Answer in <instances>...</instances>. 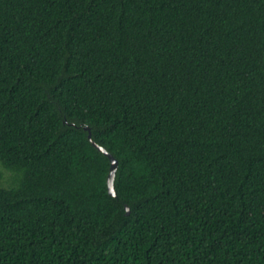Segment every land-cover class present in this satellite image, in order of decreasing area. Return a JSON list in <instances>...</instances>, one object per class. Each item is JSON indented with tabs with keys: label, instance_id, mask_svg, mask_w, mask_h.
Masks as SVG:
<instances>
[{
	"label": "trees",
	"instance_id": "obj_1",
	"mask_svg": "<svg viewBox=\"0 0 264 264\" xmlns=\"http://www.w3.org/2000/svg\"><path fill=\"white\" fill-rule=\"evenodd\" d=\"M0 264H264V0H0Z\"/></svg>",
	"mask_w": 264,
	"mask_h": 264
},
{
	"label": "water",
	"instance_id": "obj_2",
	"mask_svg": "<svg viewBox=\"0 0 264 264\" xmlns=\"http://www.w3.org/2000/svg\"><path fill=\"white\" fill-rule=\"evenodd\" d=\"M84 129H86L88 131L87 137H88L90 143L97 150H99L105 156H107L108 159H109V170H108V174H107V177H106L107 191H108V194H110L111 196H116L115 189H114V178H115V172H116V169H117V166H118V161L104 147L100 146L99 144H97L92 139V137H91V131H90V128L88 126H84ZM124 207H125V210H126V214H129L130 213V209L127 206V204H125Z\"/></svg>",
	"mask_w": 264,
	"mask_h": 264
},
{
	"label": "rangeland",
	"instance_id": "obj_3",
	"mask_svg": "<svg viewBox=\"0 0 264 264\" xmlns=\"http://www.w3.org/2000/svg\"><path fill=\"white\" fill-rule=\"evenodd\" d=\"M3 171H4V175H5V177H7L8 176V170H6V169H2Z\"/></svg>",
	"mask_w": 264,
	"mask_h": 264
}]
</instances>
